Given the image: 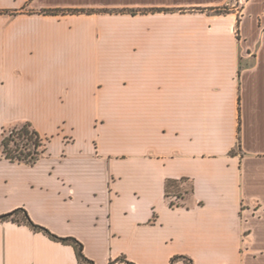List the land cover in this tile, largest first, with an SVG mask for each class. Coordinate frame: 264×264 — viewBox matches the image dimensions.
I'll list each match as a JSON object with an SVG mask.
<instances>
[{"label":"crops","instance_id":"obj_1","mask_svg":"<svg viewBox=\"0 0 264 264\" xmlns=\"http://www.w3.org/2000/svg\"><path fill=\"white\" fill-rule=\"evenodd\" d=\"M27 121L45 150L0 146V215L95 264H264V0H0V136ZM0 264L81 263L8 220Z\"/></svg>","mask_w":264,"mask_h":264},{"label":"trees","instance_id":"obj_2","mask_svg":"<svg viewBox=\"0 0 264 264\" xmlns=\"http://www.w3.org/2000/svg\"><path fill=\"white\" fill-rule=\"evenodd\" d=\"M167 11L170 9H151V11ZM184 11V9H182ZM203 10V8H200ZM230 7L225 6L221 9H216L218 12L229 11ZM148 10L141 9H127V8H102V9H87V8H66V9H48L43 10L44 14H81V13H94V12H109V13H125L129 12L132 14H137L139 12H146ZM44 139L41 137L39 131L33 127L32 123L27 121L19 126H14L11 129L4 128L0 136V146L2 148V156L10 161H19L27 164H34L44 152L45 147ZM187 178H181L180 180L168 179L165 185L166 196L171 198V196L184 197L182 192H179V186L181 183L186 181ZM192 191V189H187L186 193ZM171 206H180L181 202L170 199ZM14 221L17 223H25L34 228L37 231H42L47 233L52 239L61 241L66 244L73 245L77 257L81 264H95L92 259H90L84 252V244L78 238L74 236H60L52 232L49 228L44 225L36 223L30 216L28 210L25 207L15 208L7 213L0 215V221ZM177 258H184L186 261L192 263V259L188 256L180 255L172 259L171 264H175ZM111 261L109 264H113Z\"/></svg>","mask_w":264,"mask_h":264},{"label":"rangeland","instance_id":"obj_3","mask_svg":"<svg viewBox=\"0 0 264 264\" xmlns=\"http://www.w3.org/2000/svg\"><path fill=\"white\" fill-rule=\"evenodd\" d=\"M19 125H21V124L11 125V126L7 127V129L9 130V129L13 128L14 126H19ZM189 188H190V185L188 183L187 184L181 183L178 191L184 193L185 190H187ZM171 197H172L171 198L172 200L179 201V202L182 201L181 198H177L174 195Z\"/></svg>","mask_w":264,"mask_h":264}]
</instances>
